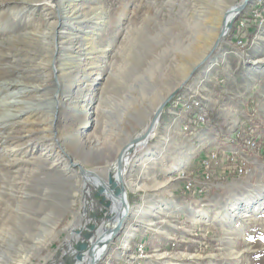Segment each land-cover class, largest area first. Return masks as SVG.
<instances>
[{
  "label": "rangeland",
  "instance_id": "rangeland-1",
  "mask_svg": "<svg viewBox=\"0 0 264 264\" xmlns=\"http://www.w3.org/2000/svg\"><path fill=\"white\" fill-rule=\"evenodd\" d=\"M62 1L0 0V46L8 49L7 60L0 65L4 68L0 77L12 80L20 76L16 71H22L24 78L37 86L33 96L35 102L45 106L54 102L51 106L53 113L39 107L37 116L39 122L53 121L49 138H41V134H37V146L33 147L31 141L26 142L16 153L14 145L9 148L0 146V264H75L84 260L91 246V237H97L98 229L110 220L109 216L114 218L111 211L113 201L85 173L102 180L111 189L116 188L118 183L112 186L108 181L109 177L117 181L116 167L115 172H111L110 164L116 163V157L130 139L142 134L157 107L171 93L174 96L161 110L154 134L146 139L144 145L138 144L126 154L129 162L123 164V185L129 204L121 228L134 211L131 186L138 184L139 188L135 190H145V194L152 195L154 186L169 185L171 182H166V179L172 178L170 176L174 172L178 174L173 169L182 168L186 161L187 153L182 147L188 142L186 134H182L178 124H173L172 118L166 116L173 104L190 112L184 124L187 128L191 124L196 127L205 122L202 95L205 104H215L216 110L221 105L222 111L229 109L226 105L231 100L237 101L235 96L242 90L247 92L249 84H253L254 110L260 111L259 104L264 99V15L262 20L253 21L252 48L250 40L241 41V46L236 45V34L232 31L235 21L248 14L254 0H248L213 50L214 39L206 48L197 49L203 34L196 25L195 12L204 4L219 9L217 0L94 2V6L105 9L96 11L95 18L87 22L86 30L99 34L100 48L108 52V57L105 63V59L98 58L101 74L95 81H83L81 93L74 83L82 74L78 53L76 55L75 52L70 69L64 70V57L69 50L66 37L73 35L72 23L62 19L56 25L54 41L42 55L38 52L41 45L34 40L35 31L45 30L48 21L60 19L64 14ZM242 1L221 0L220 4L227 11ZM30 28L35 30L23 50L31 59H17L14 49L7 46L8 39ZM247 30L246 26L241 33ZM42 56L45 63L39 61ZM65 72H69L66 73L68 82L61 77ZM196 100L199 102L194 103ZM82 106L90 112L88 126L63 133V122L67 120L65 112H71L74 117ZM27 107L32 108V105ZM196 111L200 112L202 120L195 119ZM253 119V126L240 129L249 132L247 129L253 128V139L257 144L250 150L253 152V170L237 181V186L223 191L226 198L230 192L235 194L227 204L226 229L227 237L235 236L237 239L233 246L227 247L230 255L225 264H264V149L259 147L264 141V116L259 119L258 115ZM17 132L0 125V139L2 136H19ZM26 138L23 136L20 142ZM225 140L243 146L242 140L234 135H227ZM46 144L47 153L42 151ZM27 145L34 150L30 151ZM26 149L28 152L24 153ZM41 151L46 154L41 155ZM233 151L216 148L206 151L201 157L203 171H196L200 186L206 166L213 170L219 168L214 173H207H213L211 181L235 180L249 172V161L235 157L236 165L244 166L246 172L239 176L231 175L229 161L232 158L228 156L237 153ZM213 152L218 153V167L216 158L211 157ZM156 171L160 172L157 181L154 179ZM185 180L193 181L192 174H185ZM236 205L241 206L239 210L245 211L248 218H240V213L229 218L230 210ZM245 205L246 209L242 208ZM122 208L123 204L120 212ZM120 230L108 240L106 250L96 264L105 260ZM89 233L92 236L87 237ZM83 243L88 246L80 250ZM184 243L176 247L178 253L170 258L171 263L209 264L211 253L215 252L214 256L221 254L208 245L191 255V248Z\"/></svg>",
  "mask_w": 264,
  "mask_h": 264
},
{
  "label": "crops",
  "instance_id": "crops-1",
  "mask_svg": "<svg viewBox=\"0 0 264 264\" xmlns=\"http://www.w3.org/2000/svg\"><path fill=\"white\" fill-rule=\"evenodd\" d=\"M247 27L249 28V24ZM250 47H253V35L250 39ZM248 88L247 92L244 89L242 93L237 94L235 96L238 98L237 101L231 100L226 105L229 109L224 108L223 111L221 105L216 110L215 104L211 105L210 102L205 104L204 95H202V112L205 115V122L196 127L193 124L187 128L184 127L190 112L181 105L177 107L173 104V107L167 110L166 116L172 118L173 124H178L177 127L182 134H186L188 142L187 145L182 146L187 153L186 161L182 168L176 171L178 174L174 172L170 176L172 178L166 179V182L171 183L167 186L161 185L159 188L154 186L152 195H147L145 190L140 189V191H131L134 211L131 216H128L125 225L121 228L101 264H174L169 260L178 253L176 247L184 242L185 246L191 248L189 250L191 255H194L197 250L200 251L208 247V245L218 253L221 251L219 256H214L215 252L211 253L209 264H225L226 258H229L230 255L227 253V247L228 245L233 246L237 239L235 236L227 237L226 229L228 226L226 221L227 204L230 203L229 198L233 199L235 194L230 192L229 198H226L223 191H226L227 188L231 190V186H237L238 182L247 177L253 170V152L244 146L227 142L225 137L227 135L235 136L236 131H240L241 128L253 126V118L259 115L260 119V116H264V99L259 104L261 112L254 110L253 84H249ZM199 113L195 112V119L200 121ZM214 148L225 152L235 150L233 152H237L238 155L230 154L228 157L234 156L245 159L246 162L249 161L251 166L249 172L235 180L217 179L214 181L212 179L211 185H215L213 188L207 191L205 189L203 193H197L194 196L191 193L190 195L187 194L184 191V181L179 176V172L193 170L206 151ZM159 173V171L154 173L155 181L158 180ZM195 185L197 188L200 187L198 179H195ZM220 191L223 193L220 194ZM216 196L218 197L215 198ZM238 207L236 205L230 210L232 213L229 214V218L238 213H240V218H248V216H243V211L238 210L241 206ZM149 221L150 225L148 224ZM138 242L145 245L147 254L141 260L137 259L135 250V245ZM233 253L232 255H234Z\"/></svg>",
  "mask_w": 264,
  "mask_h": 264
},
{
  "label": "bare ground",
  "instance_id": "bare-ground-1",
  "mask_svg": "<svg viewBox=\"0 0 264 264\" xmlns=\"http://www.w3.org/2000/svg\"><path fill=\"white\" fill-rule=\"evenodd\" d=\"M94 2H98V0H64V2L62 1L61 9L64 14L62 16L60 15V19H54L48 21L45 30L42 31L37 30L35 31L34 34V40L41 45V50L38 52H40V55H42L46 53L47 47L51 46V44L54 41V31L56 25L60 21H62V19H66L68 20V22L72 23L73 35L66 37V42L68 44L69 50L67 51L64 57V70L66 68H67L66 70L70 69L71 61L75 56V52L76 55L78 53V55L80 56V61L82 63L81 66L82 74L80 76V80L76 79L74 83L77 86L78 88L77 90L79 91V93H81L83 90V86H82L83 81H88V82L89 80L90 82L95 81L96 77L100 76L101 74L100 71L102 69L99 68L100 64L97 61L99 60L98 58L100 57L102 60L105 59L103 61V63H105L106 58L108 57V52L103 50V48H100L101 44L99 43L100 38L99 36H97L98 33H94L93 31L89 32L86 30L87 22L95 18L94 16L96 15L97 10L102 9L100 7L94 6ZM217 2H218V6L220 7L219 9L213 8V6L211 7L208 4H204V6L199 7V9L195 12L197 15L196 25L199 26L203 34V39H201V45L199 44L197 45L198 50L204 49L207 46H209L210 42L213 39H214L213 41H215L220 33L222 26H225L224 31H227L226 25L228 24V22L231 21V19L234 16V13L230 9L225 11V9L227 8L222 7V5L220 4L221 0H217ZM104 9L102 10L104 11ZM14 15L19 16V13H15ZM263 15H264V0H254L251 10L248 12V14L246 16H243L242 19H238L237 21H242L243 19H247L248 17H251L252 18L251 20L258 21V20H262ZM102 22L103 19L100 21V23ZM246 26L247 24H242L241 31L245 29ZM34 30H35L34 28H30L28 31L26 30L23 31V33L21 32L22 34H18V35L13 34L12 37L8 39L9 44L7 46L10 49L11 48L14 49L15 51L14 56L17 57V59L23 57V59H29L28 61H30L31 58L28 55V52L23 50V48L26 47V44L28 46L29 44L28 38L30 37V34L34 32ZM232 31L234 34H236L235 26L233 27ZM172 42H173V38H172ZM7 50L8 49L3 47L2 45L0 46V65H3L7 60L6 58V56H8ZM95 52H99V53L94 54ZM44 59H45L44 56H42V58L39 59L40 63H43ZM2 69L4 68L0 67V72L2 71ZM16 72H18L20 76L12 80H6L4 77H0V125L9 126L13 130H18L17 133H20V135L16 137L2 136L0 139V146H7L9 148L11 145H14L13 151L15 153L21 150L20 146L26 144V142L28 144V142L31 141L32 146L34 145L33 147L37 146L38 145L36 142L38 139V137L36 136L37 134H41V138H45V139L50 137L49 136L51 134L50 125H53V121L48 120L45 122H39L37 120V116H38L39 107L43 109L44 108L47 109L48 113H53V111L51 110L54 109L51 107L54 102H51V104H48L46 106L45 104L42 105L38 102H35L33 96L36 92V87H37L36 84H34L31 80L25 79L24 78L25 76H23L22 71L21 72L16 71ZM39 72L41 73V70ZM66 73L69 72L63 73V76L61 77L65 79L66 82H68L69 79ZM5 81H9V83L4 84ZM198 102L199 100H196L194 103H198ZM29 105H32V108L27 107ZM71 115L73 114L69 111L65 112L64 114V117L67 120L63 122V127H64L63 133L70 132L73 129L78 130L80 126L85 127L88 126V124L90 123V112L86 106H82L77 112L76 116L72 117ZM200 118L202 119V116ZM157 119L158 117L155 118V122L153 123V128L149 133L148 137L154 134V130H155L154 128ZM19 125H21V127H18ZM247 130L249 132H246L243 129L240 130V132L236 134L235 137L242 140L240 141L243 142V146L247 147L249 150H253L257 145L255 143L256 141L253 139V128H248ZM143 131L141 132L143 133ZM23 136L25 138L27 136V138L25 139L26 141L20 142ZM145 141L146 140H144L143 142H139L138 144L144 145ZM260 143L261 146L259 147L264 149V141ZM47 145L48 144L44 145V148L42 150L46 153L48 151ZM33 147L31 148V146L30 147L28 146V149L30 151H33L34 150ZM23 151L24 153L28 152L27 149ZM42 151L40 154L45 155L46 153H42ZM122 154H123L122 156L123 164L127 165L129 160L128 158H126V150L123 151ZM115 167H116V163L113 161L110 164V171L115 172ZM205 168H206V172L202 173L204 180H206V175H208L207 173L213 171L212 167L210 166H206ZM178 169L179 166L175 167L173 170H178ZM239 171H240V175L241 173L246 172L244 166L239 167ZM85 174L86 177L91 178L94 181L97 187H102L104 192H106L113 201L112 203L113 207L111 211L114 218L112 219V216H109L110 220L105 222L98 229L97 237L96 238L91 237L89 242V244L90 243L92 244L91 251L88 254L86 253L85 260L87 261V264H93L96 263L98 259L102 256V254L105 252L108 244V240L111 239L112 234L115 231V228L118 226L119 218L122 217V214L125 215V212L127 211V209H125L126 197L125 194L123 193L121 194V192H119V186L111 189L109 186L105 185V183H103L102 180H98V178L95 177H90L89 173H85ZM192 183L193 181L191 180H185L183 186L185 191H188V187L186 185H192ZM131 187H133L132 188L133 190L139 188L138 184H134ZM204 191L205 189L202 188V185L199 188H197L194 184L193 193L194 192L203 193ZM122 204L124 208H122L123 210H121L120 212ZM246 206L247 205L243 206L242 208L246 209ZM242 213L244 214L243 216H247V213L245 211H243ZM148 224L150 225V221L148 222ZM135 250L137 252V258L141 259L146 257L147 254L145 251V245L142 242H138L135 245Z\"/></svg>",
  "mask_w": 264,
  "mask_h": 264
},
{
  "label": "water",
  "instance_id": "water-1",
  "mask_svg": "<svg viewBox=\"0 0 264 264\" xmlns=\"http://www.w3.org/2000/svg\"><path fill=\"white\" fill-rule=\"evenodd\" d=\"M248 2V0H243L241 4H238L237 6L231 8L230 10L234 13L233 18L231 19L230 22H228V24L226 25V29L230 28L232 20L236 17V15H238L245 7L246 3ZM225 26H222L220 33L216 39V41L213 44L212 50L216 47L217 43L219 42V40L221 38H223L226 34V31H224ZM211 50V51H212ZM211 52L208 54L210 55ZM174 96V93H171L156 109V112L154 113V117H152L151 121L149 122V124L147 125V127L145 128V130L143 131V133L137 137H134L132 139H130L128 141V143L125 145L124 149H122V151L119 153V155L116 158V180L115 181L113 178L109 177L108 181L109 183H111L112 186H119V192H121V194H125L126 197V203H125V209H128V199H127V193L125 190V187L123 185V151L126 150V154H129V152H131L132 147H135L139 142H143L144 140L147 139L149 133L151 132L152 128H153V123L155 122V118L159 116L161 110L164 108V106L172 99V97ZM106 205H108V202L106 203ZM123 214L122 217L119 218V222H118V226L115 228V231L112 234L111 239L115 236V234L118 233V231L121 228V225L123 224ZM90 229H93V226H89ZM92 236V233L87 234V237ZM110 239V240H111ZM92 245V244H91ZM88 246L87 243H83L82 245L79 246L80 250L85 249ZM91 251V246H89L88 248V253ZM78 257H81L80 255ZM96 264V263H93Z\"/></svg>",
  "mask_w": 264,
  "mask_h": 264
},
{
  "label": "built area",
  "instance_id": "built-area-1",
  "mask_svg": "<svg viewBox=\"0 0 264 264\" xmlns=\"http://www.w3.org/2000/svg\"><path fill=\"white\" fill-rule=\"evenodd\" d=\"M253 21L255 20H249V17L247 19H243L242 21H235V27H236V36H235V41L236 45L241 46V41H243V38L245 37L246 33H241V26L242 24H249V28L253 26ZM202 120V119H201ZM189 131V130H188ZM212 158H216V166H219L218 163V153L213 152L211 154ZM231 163V175H240L239 171V165H236V158L233 156L232 159L229 161ZM196 171H203V166H201V160L199 161L198 165L193 169V170H188L187 172H180V176L182 180L185 183V174H192L193 176V183L192 185H186L188 187V192H193V187H194V181L196 179ZM216 171V167L213 170ZM212 173V174H213ZM211 175H206V180H202V188L209 190L213 188L215 185H211ZM195 178V179H194ZM194 196V194H193ZM86 256L83 258L84 260L77 262V264H87V261L85 260Z\"/></svg>",
  "mask_w": 264,
  "mask_h": 264
},
{
  "label": "trees",
  "instance_id": "trees-1",
  "mask_svg": "<svg viewBox=\"0 0 264 264\" xmlns=\"http://www.w3.org/2000/svg\"><path fill=\"white\" fill-rule=\"evenodd\" d=\"M237 20V19H236ZM255 30L254 27H250L248 28L245 37L243 38V40H245L246 42H248L252 36V34H254ZM169 105V102L165 105V108ZM129 200H131L130 196H129ZM101 264V263H99Z\"/></svg>",
  "mask_w": 264,
  "mask_h": 264
}]
</instances>
